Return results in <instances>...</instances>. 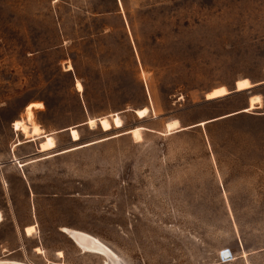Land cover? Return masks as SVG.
Returning a JSON list of instances; mask_svg holds the SVG:
<instances>
[{
  "label": "rangeland",
  "instance_id": "obj_1",
  "mask_svg": "<svg viewBox=\"0 0 264 264\" xmlns=\"http://www.w3.org/2000/svg\"><path fill=\"white\" fill-rule=\"evenodd\" d=\"M32 103L51 152L13 128ZM0 214V262L107 264L68 229L121 264H264V0H0Z\"/></svg>",
  "mask_w": 264,
  "mask_h": 264
},
{
  "label": "bare ground",
  "instance_id": "obj_2",
  "mask_svg": "<svg viewBox=\"0 0 264 264\" xmlns=\"http://www.w3.org/2000/svg\"><path fill=\"white\" fill-rule=\"evenodd\" d=\"M72 67L68 65L67 70H70ZM77 90L81 92L83 90V87L80 82H77L76 84ZM251 88L249 82L247 80H242L237 83V90L238 91H245L249 90ZM228 92L225 90V88H217L212 90L210 93L207 94L206 98L207 100H214L217 98L225 97L227 96ZM262 107V101L260 98L255 97L250 100L249 108L244 110L243 112H249L255 109H259ZM40 108L39 103H32L28 105L25 109V119L26 121H16L13 125V128L15 131L21 132L24 137L30 141H35L38 139L43 138L44 141L39 146V152H51L55 149V142L51 135H45L43 134V130L34 123V111L36 109ZM149 113L148 108H143L136 111V115L139 119H144ZM97 120L91 119L88 121V124L93 127L96 125ZM99 124L104 132H109L113 128L115 129H122L123 128V122L120 119L119 115H115L113 117V124H111L108 121V118H102L99 119ZM178 129V123L172 122L167 124V131L169 133L175 131ZM70 132L71 138L73 142H78L80 140L79 133L76 129L71 128L68 130ZM125 134H131L132 137L137 141L140 142L142 140V136L139 129H133L131 131L126 132ZM38 160H32L26 164H31L33 162L39 161ZM25 164V165H26ZM23 166V164L19 163V167ZM0 220H1V214H0ZM67 234L76 242L78 246H80L82 249L90 251V252H96L99 254H102L107 257V264H121L120 260L116 258V256L108 250L103 244H101L98 240L93 238L92 236H89L85 233L73 231V230H65ZM35 232H37L35 227H29L26 229L27 236L33 235ZM37 254H41V249L36 250ZM231 256L230 252L224 253L223 256ZM59 258H63V254L60 252L58 254ZM224 259V258H223ZM230 259V258H229ZM0 264H18L13 262H0ZM125 264V263H124Z\"/></svg>",
  "mask_w": 264,
  "mask_h": 264
},
{
  "label": "crops",
  "instance_id": "obj_3",
  "mask_svg": "<svg viewBox=\"0 0 264 264\" xmlns=\"http://www.w3.org/2000/svg\"><path fill=\"white\" fill-rule=\"evenodd\" d=\"M251 88H252V87H251ZM251 88H250V89H251ZM227 92H228L227 96H229V95H232V94H234V93H238V92H242V91H238L237 88H236V90H235L234 92H233V91H232V92H231V91H227ZM225 97H226V96H225ZM221 98H223V97H221ZM214 100H215V99H214ZM208 101H211V100H208Z\"/></svg>",
  "mask_w": 264,
  "mask_h": 264
},
{
  "label": "water",
  "instance_id": "obj_4",
  "mask_svg": "<svg viewBox=\"0 0 264 264\" xmlns=\"http://www.w3.org/2000/svg\"><path fill=\"white\" fill-rule=\"evenodd\" d=\"M223 258H224V260H229V258H231V257L228 255V256H223Z\"/></svg>",
  "mask_w": 264,
  "mask_h": 264
},
{
  "label": "built area",
  "instance_id": "obj_5",
  "mask_svg": "<svg viewBox=\"0 0 264 264\" xmlns=\"http://www.w3.org/2000/svg\"><path fill=\"white\" fill-rule=\"evenodd\" d=\"M227 253V252H226Z\"/></svg>",
  "mask_w": 264,
  "mask_h": 264
}]
</instances>
